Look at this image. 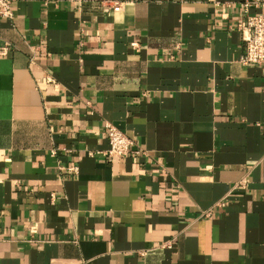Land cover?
I'll return each instance as SVG.
<instances>
[{
  "label": "crops",
  "instance_id": "0c3cea01",
  "mask_svg": "<svg viewBox=\"0 0 264 264\" xmlns=\"http://www.w3.org/2000/svg\"><path fill=\"white\" fill-rule=\"evenodd\" d=\"M243 1L13 3L0 264H264V66L239 60ZM105 122L142 153L103 154Z\"/></svg>",
  "mask_w": 264,
  "mask_h": 264
},
{
  "label": "built area",
  "instance_id": "2783aa9c",
  "mask_svg": "<svg viewBox=\"0 0 264 264\" xmlns=\"http://www.w3.org/2000/svg\"><path fill=\"white\" fill-rule=\"evenodd\" d=\"M16 0H0V18L11 20L13 18L12 6ZM258 4V0H244L240 6L242 8V16L236 24L237 30L240 32L241 41L244 46V53L239 60L242 64H253L264 66V13H251L250 7ZM131 47L136 46V42L130 43ZM8 50V45L0 47V55ZM102 134L107 140L108 147L104 151L107 157L122 158L126 155L137 156L142 153L139 147H136L133 137L125 134L116 126L109 122L103 125ZM76 170V168H69ZM216 205H222L219 201ZM205 213L204 215H208ZM168 245V242L165 244ZM79 264H93L88 261H81Z\"/></svg>",
  "mask_w": 264,
  "mask_h": 264
}]
</instances>
